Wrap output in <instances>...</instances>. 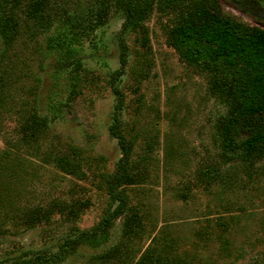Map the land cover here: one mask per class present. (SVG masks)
Wrapping results in <instances>:
<instances>
[{"label": "rangeland", "instance_id": "obj_1", "mask_svg": "<svg viewBox=\"0 0 264 264\" xmlns=\"http://www.w3.org/2000/svg\"><path fill=\"white\" fill-rule=\"evenodd\" d=\"M29 1L17 4L15 38L0 36V149L15 168L1 183L8 191L0 192V260L55 252L114 207L106 179L121 151L108 132L116 102L110 73L123 38L127 64L115 84L134 174L123 188L127 212L140 214L143 229L126 235L120 217L101 245L52 264H133L148 247L170 264H264V157L249 165L225 159L216 120L226 106L205 73L167 43L170 15L153 8L145 39L123 29L113 0L97 24L99 0H48L40 21L26 15ZM219 1L235 22L264 24V0ZM82 15L92 21L74 26ZM63 46L72 56L62 63ZM33 112L46 125L26 141L20 122Z\"/></svg>", "mask_w": 264, "mask_h": 264}, {"label": "trees", "instance_id": "obj_2", "mask_svg": "<svg viewBox=\"0 0 264 264\" xmlns=\"http://www.w3.org/2000/svg\"><path fill=\"white\" fill-rule=\"evenodd\" d=\"M48 0L29 1L25 12L30 18L45 20ZM99 11L94 14L95 24L104 20L110 2L99 0ZM19 0H0V36L10 43L18 33ZM124 15L123 29H139L143 38H148L144 19L156 10L170 15L166 26L167 43L188 64L204 72L209 89L225 104L226 111L216 120L218 145L225 159L238 158L246 165L264 157V24L250 25L235 22L225 14L219 0H113ZM91 20L82 15L76 20ZM88 20V21H89ZM92 21V20H91ZM89 23L88 27L94 24ZM85 29V28H84ZM60 62L72 56L63 46ZM127 64V45L120 39L119 66L110 73L112 91L116 97L112 121L108 127L111 137L117 139L121 156L114 170L106 179V192L115 202L100 220L88 229H78L66 237L52 253L35 252L30 256L17 254L7 263L0 264H52L60 262L82 246H98L105 242L116 219L123 217L126 235L136 236L142 231L140 214L128 210V198L124 185L134 180L130 171L132 148L123 132L124 94L115 84ZM1 104V98H0ZM46 125L36 112L20 122L22 136L26 141L36 140ZM12 154L0 149V192L8 191L1 183L13 177ZM67 212L75 213L74 205H62ZM34 210L33 218L39 215ZM113 254V250L110 252ZM133 264H170L150 247L145 248Z\"/></svg>", "mask_w": 264, "mask_h": 264}]
</instances>
